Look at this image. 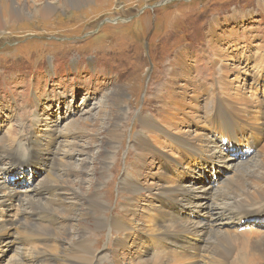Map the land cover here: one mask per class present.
Returning <instances> with one entry per match:
<instances>
[{
  "label": "rangeland",
  "instance_id": "374dc122",
  "mask_svg": "<svg viewBox=\"0 0 264 264\" xmlns=\"http://www.w3.org/2000/svg\"><path fill=\"white\" fill-rule=\"evenodd\" d=\"M64 1L0 0V172L25 160L33 149L35 169L17 168L23 181L12 176L6 184L28 192L41 204L51 197L43 187L59 192L66 208H57L54 213L64 225L57 242L67 250L66 246L70 248L77 241L76 232L91 230L93 264H107V256L114 253V239L129 237L111 235L110 229L111 218L122 216L128 208L127 193L120 185L125 179L137 190L131 197L132 212L126 215L133 235L116 259L118 264H137L150 257L137 236L140 230L147 233L151 228L143 225L149 222L153 209H160V189L195 188L199 198H194L184 208L190 209L181 215L185 220L201 221L202 215L194 213L196 206L211 204L213 191L222 190L225 178L235 176L234 169L219 161L202 163L207 155L197 162L189 161L187 167L174 166L171 161L183 164L190 156L210 153L192 143L185 159L174 157L169 148L155 142L161 139V132L169 134L166 137L176 149H183L180 138L207 135L204 113L210 110L208 93L216 99L218 94L223 96L218 100L221 105L237 97L248 105L247 98L248 124H264L257 121L255 111L257 100L264 97V0ZM20 5L24 11H13ZM45 5L52 10L35 14V9ZM174 102L179 103L175 109ZM141 121L151 128L142 131ZM62 134L61 144L58 138ZM214 137L235 147L236 141L229 142L228 136L221 138L217 132ZM18 143L28 149L13 150ZM240 143L242 153L237 151V155L244 160L255 155L257 149L251 154L246 142ZM197 144L202 141L197 139ZM52 146H58L56 152L50 150ZM61 148L70 157L54 166L48 160L58 158ZM162 158L171 160L167 162L168 173ZM32 189L42 195L34 197ZM94 199L106 207L99 216L102 221L105 216L108 219V231L87 217L68 220L74 210L81 214L86 207L92 208ZM19 208L18 203L9 208L8 221H16ZM162 212L160 221L150 222L166 225L170 218ZM263 212L264 204L248 214ZM13 230L0 238L3 244L8 243L0 253V264H13L22 251ZM169 232L173 230L160 234ZM50 240L56 242L54 237ZM202 259L206 258L191 261L202 263Z\"/></svg>",
  "mask_w": 264,
  "mask_h": 264
},
{
  "label": "bare ground",
  "instance_id": "6f19581e",
  "mask_svg": "<svg viewBox=\"0 0 264 264\" xmlns=\"http://www.w3.org/2000/svg\"><path fill=\"white\" fill-rule=\"evenodd\" d=\"M79 1L80 0H71V2L74 3H79ZM64 3L68 4L69 1H64ZM23 9L24 8L20 5L15 6L13 11L22 12L24 11ZM51 10L52 8L50 5H45L40 10L35 9L34 12L35 14L36 12L45 14ZM257 82L260 83L261 79H257ZM223 94L225 95V92H223ZM204 95L205 94H202V96ZM207 96L211 99L209 105L210 110L205 111L204 113V119H206L208 125L207 135L204 136L203 134H200L199 136L197 135V137H190L189 140L180 138L183 141L181 142L183 149H176L166 137L169 134L164 132H161V139L155 142L157 143L159 141L157 144L160 147L164 145L166 148H169L171 154L173 153V156H176L177 158L180 157L185 159L186 153L189 154V149H191L189 147H191L192 143L206 149L211 155H193L189 157L188 161H184L183 164H180L176 160L171 161L162 158V166L168 173L170 172L167 165L168 161H171L176 167H183V165H185L184 167H187L189 166V161L191 163L197 162L202 159V156L207 155L205 159L207 162H204L205 160H203L201 161L202 163L219 161L221 165L234 169L233 172L235 176L230 179L225 178L222 182V190H215L209 187V190H215L213 191L214 198L211 197L212 203L208 205L207 203L200 204L201 208L197 205L196 207H198V209L194 212L198 216L202 215L203 219L201 221L185 220L181 215L184 211L190 209L188 208L184 210L186 206L191 205L194 198H199V196L196 195L195 188H193L194 190L187 191H182L179 188L178 191H174V187L172 191L168 190L167 187L160 189V196L163 197L158 201L160 209H153V214L147 219L149 222L147 221V223L145 222L143 225H149L151 228L147 230V233L140 230L139 235L137 236L139 237L137 240L142 242L140 245L145 247L150 257L143 258L140 262H138V260L137 264H264V212L259 215L253 213H250V215L248 214L252 209L264 204V124L261 123L262 126H255L252 122V125L248 124L247 119L249 115L247 117L245 116L247 115L246 108L250 101L247 98L246 104L248 105H244V99H242L240 103L238 97L228 98L231 103H222L223 105H221L218 103V100L220 101V99L223 98L220 94L217 95V99L212 97V93H208ZM224 98L227 100L226 95ZM257 101L259 103H256V106L258 107L257 110H255L257 111L256 119L259 122H264V116H262V113L264 112V97ZM174 105L175 108H177L179 103L174 102L172 107ZM255 111H253L254 114ZM151 118L148 117V119ZM239 119H241L242 122ZM198 121L200 123L203 122L201 120ZM140 125L143 126L142 128L140 127L142 131H148V129L151 128L150 124L147 125V123H144L143 121L139 123V126ZM217 132H219L221 138L226 136L230 137L228 138L229 142L236 141L235 147H230L227 143H223L221 141L222 139L217 141V138L214 137V134ZM107 135L111 136L110 134ZM61 138H65V134L59 135L58 139L61 140ZM197 139L198 141H202V144H197ZM243 141L247 144V152H250L251 150L253 152L257 149L255 155H252L245 160L237 155V151L242 153V150L240 149L242 144L240 142ZM60 143L62 144V140ZM249 144L251 145L250 147ZM22 146L21 143H18L17 147L12 149L20 151L28 149L27 147L22 148ZM111 146L110 149L112 148ZM57 147L52 146L50 147V150L56 152ZM1 149L3 152L5 151L2 147ZM38 151L40 150L38 149ZM7 152H10V150H7ZM219 152L221 157L214 156L215 153L218 155ZM252 152L250 153L252 154ZM57 153H59L60 156L58 154V158H55L53 162L52 160L47 159L54 166L58 165L60 161V164L65 162L66 160H64V158L69 159L70 157L66 151L62 150V148L59 149ZM107 157L108 159L111 158L110 156ZM37 158L41 163V155ZM242 160L245 162L238 165ZM10 165L11 167H8L7 169L5 168L0 172V238L6 236L9 232H12L13 229V232L17 234V242L21 246L22 251L18 255V260L13 264H93L95 260L94 249L89 245L91 239L93 240L91 230L87 232H76L78 233L77 241H73L70 248L66 246L67 250H62L60 247L61 244L59 245L57 242L62 235L64 225L60 224V221L57 220L54 213L57 211V208L59 210L66 208L63 204V199L61 198L62 195L59 192L57 194L52 193L54 190L49 187H43L42 189L49 192L48 194L51 195V197H46V203L41 204V200L39 199L32 200V197L29 196L28 192L23 193L20 189L15 190L13 185L6 184L5 180L12 178V176L16 178L17 182L23 181V177L20 172H18L17 168L21 170L20 168L22 167L32 166L35 169L36 162L34 160V150L31 149L28 151L25 160L16 163L13 162V164ZM42 166H44V164H41V167ZM58 177L59 176L56 178ZM120 185L123 191L127 193L126 202L128 208L123 207L124 214H122V216L115 215L111 218V235L119 237L121 234L125 237H129L127 240H125V238L123 240L122 236L119 237L118 240L114 239V242L111 244L113 245L114 253H110V257L107 256V260L110 259L107 261V264H118L116 258L120 252L119 250L125 246L126 243L132 241L133 235L129 232L131 224L127 226L128 217L126 218V215L132 212L130 205L133 204L132 198L136 195L137 190L133 188L129 182L127 183L125 179L121 180ZM61 189L63 190V188ZM32 193L34 197H39L37 194L39 193L38 191L32 189ZM39 194L42 195V193ZM64 194L65 193H63V195ZM203 195L206 197V194ZM54 197L57 199L54 200ZM16 203H18L20 207L18 211L21 210L20 212L17 211V219L15 222L8 221L10 214L8 213L9 208H12ZM92 204V208L86 207L81 214L74 213V210L72 214L69 215L68 220L73 222L79 218L83 219L87 217V219L90 218V220L92 219L91 221L95 222L96 227H104V230L108 231L107 229L109 226H106V221L108 219L105 216V220L102 221L99 216L101 212L105 210V205L101 203L100 199L92 200ZM162 211H165L167 213V218H170V221H167L166 225L158 223V225H156L150 222L153 220L156 222L160 221L161 213H164ZM177 219L181 222L187 223H181L177 221ZM244 224H247L245 225L246 228H241ZM137 226L139 227L140 225L138 224ZM169 230H173V232L167 233L166 236L160 234L161 232H168ZM145 234L148 236L144 237ZM51 237H54L56 242L51 241ZM1 240L2 239H0V253L8 247V243L3 244ZM2 246L5 248L3 249ZM199 258L206 259H202L203 261H200L202 263H198L199 261L195 262L197 259L199 260ZM191 260L195 261L192 262Z\"/></svg>",
  "mask_w": 264,
  "mask_h": 264
}]
</instances>
